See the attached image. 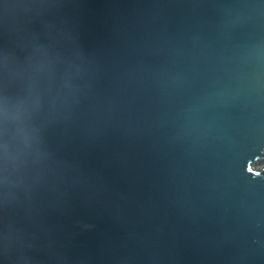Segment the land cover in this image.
<instances>
[{
  "label": "water",
  "instance_id": "1",
  "mask_svg": "<svg viewBox=\"0 0 264 264\" xmlns=\"http://www.w3.org/2000/svg\"><path fill=\"white\" fill-rule=\"evenodd\" d=\"M0 264H264V0H0Z\"/></svg>",
  "mask_w": 264,
  "mask_h": 264
}]
</instances>
